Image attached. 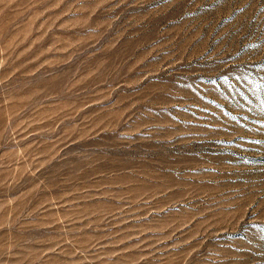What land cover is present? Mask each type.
<instances>
[{"label":"rangeland","instance_id":"obj_1","mask_svg":"<svg viewBox=\"0 0 264 264\" xmlns=\"http://www.w3.org/2000/svg\"><path fill=\"white\" fill-rule=\"evenodd\" d=\"M0 264H264V0H0Z\"/></svg>","mask_w":264,"mask_h":264}]
</instances>
